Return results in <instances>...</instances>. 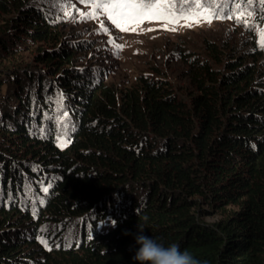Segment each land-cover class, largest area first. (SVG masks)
<instances>
[{"label":"trees","instance_id":"16d2710c","mask_svg":"<svg viewBox=\"0 0 264 264\" xmlns=\"http://www.w3.org/2000/svg\"><path fill=\"white\" fill-rule=\"evenodd\" d=\"M44 1L0 0V264H135L140 231L201 264H264L253 29L244 47L181 53L185 88L154 75L118 88L81 63L88 43L68 41ZM171 2L180 14L247 5ZM247 11L264 29V11Z\"/></svg>","mask_w":264,"mask_h":264},{"label":"rangeland","instance_id":"374dc122","mask_svg":"<svg viewBox=\"0 0 264 264\" xmlns=\"http://www.w3.org/2000/svg\"><path fill=\"white\" fill-rule=\"evenodd\" d=\"M44 2L47 12L59 18L60 28L68 37V41L74 44L88 43L82 56L78 55L81 63L84 66L100 68L104 71L103 80L118 88L131 85L140 75L161 77L171 81L178 88H185L187 77L186 66L182 60L184 53L199 54L202 43L206 40L215 43L228 39L232 45L244 47L246 39L242 36L247 28L253 29L258 38L263 29L253 23L255 13L247 11L252 7L260 9L259 1L248 8L242 4L241 8L233 7L229 11L224 5L212 11L205 9L200 13L186 15L168 9L164 19L144 20L140 24L121 22L119 27L108 20L105 12L84 0ZM241 10L252 13L250 16L245 15L248 27L244 23H237L234 18H216L217 15L235 16ZM125 26L128 30L121 31ZM32 88L25 84L26 90ZM65 117L66 115L60 122L61 127L66 129L69 124H65ZM58 143L63 145L64 139L59 137ZM214 219L216 216L206 217L205 220ZM107 224L111 223L105 222L102 225Z\"/></svg>","mask_w":264,"mask_h":264},{"label":"snow or ice","instance_id":"6c2138e0","mask_svg":"<svg viewBox=\"0 0 264 264\" xmlns=\"http://www.w3.org/2000/svg\"><path fill=\"white\" fill-rule=\"evenodd\" d=\"M84 2L90 3L95 8L105 12L108 20L117 27L120 26L121 22L131 21L140 24L143 23L144 20L164 19L166 18L168 9L176 8L177 6L176 3L171 2V0H84ZM189 2L195 3L197 7H208L212 3V0H203V4L201 0H184V3ZM252 2L253 0H247V5L244 7L251 6ZM224 3L227 4V0H224ZM217 7H219V5H217ZM236 7L241 8V5L238 3ZM259 7L264 11V0H259ZM93 15H95V13H93ZM245 15L250 16L252 13L241 10L240 13L235 16L228 15L226 17H221L217 15L216 18H235L237 23H244L245 26L248 27ZM127 30L126 26L121 28V31ZM259 44L264 48V29L260 31ZM41 242L45 243L44 241Z\"/></svg>","mask_w":264,"mask_h":264},{"label":"clouds","instance_id":"9594fccd","mask_svg":"<svg viewBox=\"0 0 264 264\" xmlns=\"http://www.w3.org/2000/svg\"><path fill=\"white\" fill-rule=\"evenodd\" d=\"M205 9L193 13H200ZM134 243L136 248L132 260L135 264H201L187 250H181L178 244L171 243L166 246L158 238L146 236L142 231L135 235Z\"/></svg>","mask_w":264,"mask_h":264}]
</instances>
